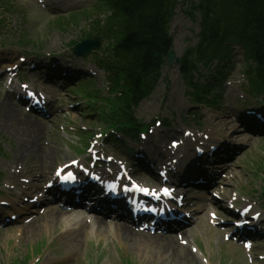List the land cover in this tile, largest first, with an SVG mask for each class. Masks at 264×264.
<instances>
[{
    "label": "rangeland",
    "instance_id": "374dc122",
    "mask_svg": "<svg viewBox=\"0 0 264 264\" xmlns=\"http://www.w3.org/2000/svg\"><path fill=\"white\" fill-rule=\"evenodd\" d=\"M59 1L65 3L73 2V0ZM7 2L14 6V12L8 13L5 16L7 17L8 21L11 22V24L14 22L17 23V30H19L20 33L18 34L19 37L18 35L14 37V34H11L9 37L6 36L10 39L8 41L6 40L3 42L7 44L13 43L19 46L20 44L24 45L26 46L24 49H26L27 51H38L43 53H49L56 50L59 51L63 47V44L66 43L69 38H72L76 34H78L80 29H85L89 25L90 20L94 19V16L90 17V19L84 18L83 13H81L82 11H84L85 13H89L90 10H88V7L80 9L84 5L90 4L92 0H83L82 2L80 0L81 4L68 7V10L70 9L72 11H76H69L68 13H66L68 15L63 16V18L55 17L52 14L43 12V7H41L39 4H36L34 0H7ZM44 4L45 7L51 8V4L48 0H46ZM74 7H78L80 10H77ZM175 13H177L175 20L178 19V21L177 26H175V40H173L174 51L176 53V56H180L181 53H179V50L182 47L184 48L185 37L189 35V25L186 23V20L184 19L183 15H181L182 12L180 8H177ZM3 15L4 14H1V16ZM75 19L79 20L78 25H73V23H71ZM0 47H2L1 43ZM164 70L172 76L170 83L171 87H169L170 95L172 94L171 96H174L175 98L178 95V99H182L181 93L183 89V83L179 80V77L175 75V73H172L174 70H176L175 63H173L171 68H168L166 66ZM234 74L235 70L231 71V75ZM98 85L100 86L99 81ZM161 87L162 86H160V88ZM229 88L230 86H228V90ZM1 101L2 99L0 98V102ZM18 112L20 113V115L19 117H17L18 121L16 123H23V120H25L23 116L24 113H22L19 109ZM215 113L220 114L219 112ZM0 114L2 115V113ZM1 115L0 126H3L4 132L7 134L8 139L11 140L13 149L16 150L18 148V136H30L33 139L40 140L38 146L34 147V152L31 154L30 157H28V159L32 161H39L38 156L42 155L43 152H46L43 141L47 139L50 140L51 134L49 128L46 129L44 127H40L39 129H37V132L31 134V132L29 131L26 132L28 129L23 127V125L19 126L17 124L13 126L11 120H6ZM69 116L73 117L79 125L82 124L84 121L86 122L85 126L90 125V121L79 113H75L74 115L69 114ZM16 132L19 134L18 136ZM243 158L245 161H247L246 164L248 166L251 164L250 160L253 159H248L245 157ZM253 161H255V158ZM244 178L247 180V176H245ZM46 222L50 223L52 221L50 219H38V222H36L39 223L38 226L33 227V225L35 224L34 223L27 227L28 229H26L25 234L19 235V247H15L12 244V242H15V239L18 235L16 229L0 232V264H11L13 258L19 262H25V264H61L60 262L54 261L57 260L56 255H65V253H67V251L60 253L62 249V244L65 242V237L63 235H58L55 238L54 235H56V233L61 229L62 226L56 228L45 227L44 223ZM58 225L64 226V224L62 223H59ZM52 238L54 240L52 241V244L49 247L47 241H50ZM198 238L202 243L203 238L204 242L206 243L205 236H198ZM212 240L213 242H215L216 237ZM83 245L84 247L81 251L82 253L79 255L77 261L73 262V260H71V264H125L124 262L127 260L130 264L142 263L140 262V257L143 252L134 249L129 243H124L121 240H118L117 237L114 235H105L99 238L95 236L93 238L88 237L83 240ZM48 247H54V253H48ZM8 248H10V254L12 259L9 261L7 260L5 255L6 250H8ZM46 248H48V252L45 250ZM73 250L71 251L72 253H69L70 257L77 255L73 254ZM211 251H213V253L211 254L210 258L212 259L213 264L222 263L221 254L218 251H215L214 247H211ZM232 256L236 257L237 254L232 252ZM238 259H241V256H239ZM177 261H179V259H177L176 262ZM226 264H228V262H226Z\"/></svg>",
    "mask_w": 264,
    "mask_h": 264
},
{
    "label": "trees",
    "instance_id": "16d2710c",
    "mask_svg": "<svg viewBox=\"0 0 264 264\" xmlns=\"http://www.w3.org/2000/svg\"><path fill=\"white\" fill-rule=\"evenodd\" d=\"M185 1L190 8L196 7L204 14L219 20L215 24L209 22L210 17L202 23L201 37L202 40L207 41V46L206 53L202 52V55H199L200 59H208V56L216 50V53H221L219 45L208 43L222 34H227L229 31H225L224 28L228 26L240 32L242 38L249 42L250 55L264 65V0ZM173 2L174 0H103L102 2L104 7L114 11L113 15L107 18L104 29L110 30L113 37L122 38V42L120 40L117 44L118 48L116 45H112V48L124 61L121 64V71L127 80V87L123 92L126 98L128 94L131 96V93L137 92L136 89L142 88L146 82L154 78L163 56L169 49L170 40L166 33V24ZM202 40L199 43L202 44L201 47L204 45ZM116 52L113 51L111 55ZM188 65L190 60L185 56L181 69L185 70ZM119 78H122L121 74Z\"/></svg>",
    "mask_w": 264,
    "mask_h": 264
},
{
    "label": "bare ground",
    "instance_id": "6f19581e",
    "mask_svg": "<svg viewBox=\"0 0 264 264\" xmlns=\"http://www.w3.org/2000/svg\"><path fill=\"white\" fill-rule=\"evenodd\" d=\"M54 7L57 8L58 5L54 4ZM17 110L18 109L15 106H12V105L11 106H6L5 104L2 103L1 104V109H0V113H2V115L1 114L0 115L3 116L6 120H11L13 125H15L16 122L18 121L17 117H19V115H20ZM28 118L29 117L26 116V119H28ZM226 120H228V119H226ZM226 120L222 119L220 123L221 124L222 123H227ZM32 124L35 127H37L39 125V123H37V124L32 123ZM226 125L227 126H231V124H229V123H227ZM187 140L188 139H186L185 142H187ZM183 144H185V143H183ZM151 145H152V143H150L149 145L145 144L144 146H145V148H148ZM26 151L27 152H31L29 149L26 150ZM184 159H188V158H184ZM46 167H48V166L46 165ZM117 234L119 235L120 240L125 242V243L129 242L135 247H145V248L153 249V250H155L157 252L166 251L169 248H171V247L175 248L174 246H176L175 240L171 239L168 243H163V242H161L160 240H157V239H152V238H146V237H143V236H139L138 234L134 233L132 230L131 231H129V230L121 231V230H119L117 232Z\"/></svg>",
    "mask_w": 264,
    "mask_h": 264
},
{
    "label": "water",
    "instance_id": "95a60500",
    "mask_svg": "<svg viewBox=\"0 0 264 264\" xmlns=\"http://www.w3.org/2000/svg\"><path fill=\"white\" fill-rule=\"evenodd\" d=\"M168 57H169V59H171V57H172L171 52H169Z\"/></svg>",
    "mask_w": 264,
    "mask_h": 264
},
{
    "label": "snow or ice",
    "instance_id": "6c2138e0",
    "mask_svg": "<svg viewBox=\"0 0 264 264\" xmlns=\"http://www.w3.org/2000/svg\"><path fill=\"white\" fill-rule=\"evenodd\" d=\"M59 174V173H58Z\"/></svg>",
    "mask_w": 264,
    "mask_h": 264
}]
</instances>
